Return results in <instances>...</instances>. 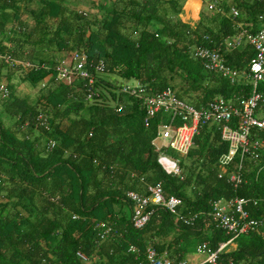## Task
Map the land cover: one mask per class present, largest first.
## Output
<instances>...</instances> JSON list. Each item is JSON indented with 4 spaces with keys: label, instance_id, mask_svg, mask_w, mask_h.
I'll return each mask as SVG.
<instances>
[{
    "label": "trees",
    "instance_id": "trees-1",
    "mask_svg": "<svg viewBox=\"0 0 264 264\" xmlns=\"http://www.w3.org/2000/svg\"><path fill=\"white\" fill-rule=\"evenodd\" d=\"M212 1L216 9L201 10L191 23L181 18L185 0H114L111 7L89 1L86 12L72 8L68 0H27L38 8L26 6L24 11L19 0H0V52L50 65L25 69L0 64V81L5 78L7 89V96L0 95V264H136L148 243L180 260V243L192 237L212 250L230 239L206 217L210 201L245 198L250 218L264 217L263 202H251L264 199V152L255 160L235 156L219 178L228 144L217 125H203L187 154L170 150L178 154L182 178L167 174L152 141L168 116L159 112L145 127L140 102L116 93L117 85L103 76L134 79L150 94L171 87L197 108L215 97L247 95L251 85L231 84L206 71L189 49L218 47L235 33L236 20L258 29L264 24V4ZM230 6L239 10L236 20L228 14ZM97 8L100 17L88 11ZM186 8L195 16L198 4L188 1ZM72 51L84 52L88 61L104 62V71L96 74L97 95L90 99L84 80L55 81L50 53ZM220 53L231 67L245 70L255 51L243 44L229 51L222 46ZM14 70L24 73L30 87L41 88L35 102L15 94L10 83ZM259 89L264 92L263 86ZM119 104L124 105L121 111L116 110ZM39 113L47 116V129L36 126ZM256 137L264 139L259 133ZM49 139L55 142L51 150L46 149ZM239 161L242 182L234 188L227 177ZM156 183L165 194L182 199L183 213L199 215L195 226L175 223L159 206L153 207L143 228L132 226L133 203L126 192L146 193L147 185ZM98 222H110L119 236L100 240ZM234 241L221 261L264 264V225ZM131 244L140 250L138 255L128 252ZM78 251L88 260L82 261Z\"/></svg>",
    "mask_w": 264,
    "mask_h": 264
},
{
    "label": "built area",
    "instance_id": "built-area-1",
    "mask_svg": "<svg viewBox=\"0 0 264 264\" xmlns=\"http://www.w3.org/2000/svg\"><path fill=\"white\" fill-rule=\"evenodd\" d=\"M256 1L264 4V0ZM207 9L208 11L215 10L216 1H212ZM228 14L233 20H236L239 10L230 6ZM259 18L263 19L262 16ZM250 27V23L237 22L236 20L235 33L222 39L218 47L194 45L189 49L190 55L200 60L206 71L218 73L231 84L251 85V90L245 96L238 95L232 99L215 97L206 105L197 108L180 99L171 87L154 94H150L145 86L138 81H134L130 85L122 84L119 87V93L133 97L140 102L144 113L143 124L145 127L149 126L150 120L159 112L168 116L165 122L158 125L156 137L152 141L155 150L159 152L157 161L165 173L178 175L182 178L179 160L171 158L168 155L169 151L173 150L181 156L187 154L194 144L195 135L203 125H217L221 139L228 144L227 151L220 158L219 163L223 172L219 174V178L224 173V168L233 162L235 156L239 155L242 159L247 155L255 160L264 152V139L256 137V133L264 135V115H258L264 113V92L259 89L260 86L264 87V24L256 30H252ZM204 39L209 40L207 36ZM243 44L250 45L255 54L247 68L239 70L227 64L225 57L220 53V48L223 46L225 50L229 51ZM1 63L11 67L20 65L25 69L40 67L48 69L50 67L46 63L18 60L4 52H0ZM52 68L57 82H70L74 78L84 80L85 94L90 99L97 95L94 87L97 81L96 74L102 73L105 65L102 60L88 61L84 52L72 51L59 56L54 61ZM0 95L7 96L6 86L2 81H0ZM123 108L124 105L119 104L116 110L121 111ZM257 115L258 117H256ZM35 124L47 129V116L42 113L37 114ZM54 146V140L49 139L46 149L51 150ZM242 167L243 164L239 161L234 171L228 174L227 182L231 183L234 188L242 182ZM126 197L133 203L131 223L136 229L145 226L154 206L164 208L175 223L185 226H195L199 216L198 214L183 213L181 210L182 199L165 194L161 183L148 184L146 193L127 191ZM249 202L248 199L239 197L209 202L210 210L206 217L214 224L215 228L230 235V239L225 243H220L216 250H212L207 242H198L195 251L204 255L202 262L191 263L182 259L176 260L168 256L166 252L158 253L153 243H148L143 252V260L136 264H236L230 258L226 262L221 261V254L226 250V247L238 236L248 232H258L264 225V217L250 218L245 209ZM251 202L254 205L261 202L264 204V199ZM96 228L100 240L119 236V231L114 229L110 222H98ZM128 252L138 255L140 250L131 244L128 246ZM76 255L82 261L88 260L80 251L76 252Z\"/></svg>",
    "mask_w": 264,
    "mask_h": 264
},
{
    "label": "rangeland",
    "instance_id": "rangeland-1",
    "mask_svg": "<svg viewBox=\"0 0 264 264\" xmlns=\"http://www.w3.org/2000/svg\"><path fill=\"white\" fill-rule=\"evenodd\" d=\"M191 2L194 5L198 4L196 1H193V0H191ZM228 2H230V0H228ZM81 3H83V2H81ZM210 3L211 2H208V0H203L202 11H205V12L207 11L206 13L211 12V11H208V9H207V7ZM185 7H186V5H185ZM196 21H197V19H196ZM61 55L62 54H60V55L53 54L51 56V58H52V60L55 61ZM8 72L9 71H7L6 74ZM23 76H24V73L21 70H14L11 72L10 83L13 86V90H14L16 95L21 96V97H25L30 103L35 102L40 95L41 88L40 87H36V88L30 87L27 82L23 81V79H22ZM103 76L105 79L110 80L111 82H113L114 84L117 85L116 89H114V91L116 93H119V87L122 84H129L130 85V84H133L135 81L134 79L125 80V79H123L117 75L103 74ZM2 82L6 83L5 78H2ZM258 115L263 116L264 113H259ZM258 115L256 117H258ZM3 121H4V124H6V125L9 124V120L3 119ZM168 155H170V157L174 158V159H176L178 157L177 153H175V152L172 153L171 151L169 152ZM181 243H182V246L184 247V250H185L184 258H189V256H194L197 254L195 251V247H196L198 241L195 240L193 237L184 241V242H181ZM235 243L236 242L233 241L230 245H228L226 247V250H228V251L232 250L235 246Z\"/></svg>",
    "mask_w": 264,
    "mask_h": 264
},
{
    "label": "crops",
    "instance_id": "crops-1",
    "mask_svg": "<svg viewBox=\"0 0 264 264\" xmlns=\"http://www.w3.org/2000/svg\"><path fill=\"white\" fill-rule=\"evenodd\" d=\"M20 1V4L19 6L21 7V11H24L26 10L25 7H30L34 10H36L38 8V5L35 4V2H29V5L27 4V0H19ZM91 3H94L96 4L97 6H102V5H105L107 7H111V4L114 0H89ZM87 1V0H68V2H65L67 4H69L72 8H76L78 9L79 11H87V5L86 4H89L90 2ZM191 0H186L184 2V5H183V14L181 15V18L182 20L184 21H189L191 23H195L196 22V19L198 20L199 19V14H200V11L202 10V5H203V0H193V1H196L198 3V11L196 13V15L194 16L193 15V12L188 10L185 5L187 4V2ZM83 2V3H81ZM196 4V3H195ZM88 11L92 12V13H95V15H98L99 17L101 16V11L100 9H88ZM22 18L25 22H27L28 25H31V19L28 18V16L25 14V13H22ZM53 54H57V53H50V55L52 56ZM58 55V54H57ZM54 61V60H53ZM195 239V238H194ZM197 240V239H195ZM180 248L183 249V258L182 260H186L188 262H191V263H200L203 261L204 259V255L203 254H196L194 256H189V258H184V253H185V250H184V247L182 246V243H180Z\"/></svg>",
    "mask_w": 264,
    "mask_h": 264
}]
</instances>
